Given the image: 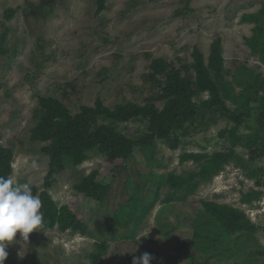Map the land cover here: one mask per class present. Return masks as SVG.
I'll return each mask as SVG.
<instances>
[{
  "label": "rangeland",
  "instance_id": "rangeland-1",
  "mask_svg": "<svg viewBox=\"0 0 264 264\" xmlns=\"http://www.w3.org/2000/svg\"><path fill=\"white\" fill-rule=\"evenodd\" d=\"M44 1L42 13H34L35 6ZM262 1L108 0L107 8L97 14L95 0H0V35L7 30L3 41L7 51L0 55V143L14 150L12 179L40 186L47 170L48 156L40 150L44 143L29 140V130L36 121L37 94L57 97L71 113L81 104L93 105L97 97L109 107L126 101L144 104L160 88L146 76L151 58L163 57L182 67L192 61L194 46L207 57L217 36L223 41L226 66H254L258 62L243 40L251 35L253 24L240 18L243 13L258 11ZM7 7H17L11 19L3 16ZM259 71L264 74V65ZM156 104L161 106L160 101ZM226 124V119L219 118L216 124L193 132L186 138L185 150L210 152L220 148L224 141L219 132ZM120 129L114 143L125 147L126 139L143 131L145 123L125 122ZM182 150H170L159 141L156 157L166 168L156 169L157 173L192 168L190 161L179 162ZM262 165L264 159L255 162L257 167ZM95 169L99 178L112 184L103 202L90 200L73 188L80 174ZM149 170L138 151L129 162L91 154L76 169L65 170L50 193L59 205L67 204L87 224L86 232L39 229L29 234L27 243L17 232L18 242L9 245L4 264H33L35 260L48 264H132L133 257L144 252L154 257L150 264H171L177 245L163 233L171 231L173 239L184 244V254H194L186 240L201 199L240 207L254 222L264 225V194L252 205L242 204V192L255 187L254 179H247L232 163L185 201L163 202L168 188L157 189L148 179ZM156 191L159 197L155 205L136 222L137 209L153 199ZM256 238L264 248L262 230ZM257 256L260 260L264 257ZM196 264L226 261L198 257Z\"/></svg>",
  "mask_w": 264,
  "mask_h": 264
},
{
  "label": "trees",
  "instance_id": "trees-1",
  "mask_svg": "<svg viewBox=\"0 0 264 264\" xmlns=\"http://www.w3.org/2000/svg\"><path fill=\"white\" fill-rule=\"evenodd\" d=\"M44 4L45 1L38 3L33 12L42 13ZM107 4L108 0H95V13L106 9ZM16 12L17 7H7L3 16L11 19ZM240 19L253 24L251 35L243 40L258 62L254 66L246 63L226 66L223 41L217 36L209 45L207 57L194 46L192 61L182 67L163 57L151 58L146 76L160 88L144 104L126 101L109 107L97 97L93 105L81 104L76 113H71L57 97L37 94L33 114L36 121L29 130V140L43 142L40 150L48 156L42 184L31 185L33 194L42 201L41 230L86 232L87 224L79 220L67 204L59 205L50 190L59 182L62 172L76 169L91 154L129 162L136 151L140 152L150 168L148 179L157 189L165 185L168 188L163 202L185 201L197 187L210 182L231 163L241 169L247 179H254L255 187L242 192L241 203L252 205L261 198L264 165L257 167L255 162L264 159V74L259 71L260 65H264V0L258 11L243 13ZM6 32L0 35V55L7 51L3 46ZM156 101L161 102L160 107ZM219 118L227 122L219 132L224 141L220 148L210 152L185 150L189 135L216 124ZM137 121L144 122L145 129L128 137L125 147L115 146L121 124ZM159 141L170 150L183 149L178 154L179 162L190 161L194 166L180 173L174 170L157 173L166 168L156 157ZM13 158L12 146L0 143V176L12 175ZM73 188L90 200L103 202L112 184L99 178L95 169L80 174ZM152 195L153 199L137 209L136 222H141L155 205L158 191ZM200 203L190 238L186 240L194 254H184V244L173 239L171 231L163 233L171 244L177 245L171 264H196L198 257L205 261L225 260L226 264H264V257L260 260L257 256H264V248L256 238L258 231L264 232V225L254 222L245 210L232 204L210 199H201ZM33 264L48 262L35 260Z\"/></svg>",
  "mask_w": 264,
  "mask_h": 264
},
{
  "label": "clouds",
  "instance_id": "clouds-1",
  "mask_svg": "<svg viewBox=\"0 0 264 264\" xmlns=\"http://www.w3.org/2000/svg\"><path fill=\"white\" fill-rule=\"evenodd\" d=\"M41 208L42 201L33 194L30 184L17 183L11 176H0V264H4L9 255V245L18 242L17 232L22 242L27 243L30 233L40 231L44 215ZM153 258L150 253L144 252L138 257L134 256L132 264H150Z\"/></svg>",
  "mask_w": 264,
  "mask_h": 264
}]
</instances>
